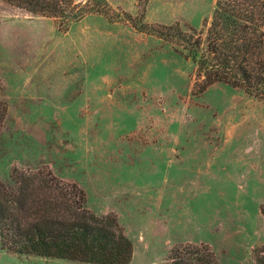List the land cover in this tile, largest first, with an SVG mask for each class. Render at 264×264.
I'll return each instance as SVG.
<instances>
[{"label":"rangeland","instance_id":"374dc122","mask_svg":"<svg viewBox=\"0 0 264 264\" xmlns=\"http://www.w3.org/2000/svg\"><path fill=\"white\" fill-rule=\"evenodd\" d=\"M104 1L107 15L70 19L0 0V181L49 169L75 183L89 210L116 215L128 264H162L187 242L207 244L220 264H255L264 96L221 82L196 92L180 48L132 25L143 13L150 25L200 29L215 0ZM0 264L93 263L0 245Z\"/></svg>","mask_w":264,"mask_h":264},{"label":"trees","instance_id":"16d2710c","mask_svg":"<svg viewBox=\"0 0 264 264\" xmlns=\"http://www.w3.org/2000/svg\"><path fill=\"white\" fill-rule=\"evenodd\" d=\"M3 1L33 14L70 19L88 11L107 15L108 8L104 0ZM132 25L180 48L195 64L196 92L221 82L264 96V0H215L200 29L178 22L150 25L143 13ZM0 245L18 254L93 264H128L132 257L131 240L116 215L89 210L82 189L49 169H14L10 182L0 181ZM162 264L220 263L207 244L187 242L174 245ZM255 264H264V246L255 250Z\"/></svg>","mask_w":264,"mask_h":264}]
</instances>
